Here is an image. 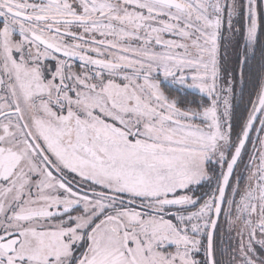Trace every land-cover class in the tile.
I'll list each match as a JSON object with an SVG mask.
<instances>
[{
  "label": "snow or ice",
  "instance_id": "1",
  "mask_svg": "<svg viewBox=\"0 0 264 264\" xmlns=\"http://www.w3.org/2000/svg\"><path fill=\"white\" fill-rule=\"evenodd\" d=\"M0 264H264V0H0Z\"/></svg>",
  "mask_w": 264,
  "mask_h": 264
}]
</instances>
